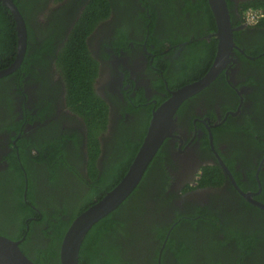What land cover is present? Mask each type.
Instances as JSON below:
<instances>
[{"label": "flooded vegetation", "instance_id": "obj_1", "mask_svg": "<svg viewBox=\"0 0 264 264\" xmlns=\"http://www.w3.org/2000/svg\"><path fill=\"white\" fill-rule=\"evenodd\" d=\"M91 1L16 0L26 48L0 78V235L26 243L31 256L52 242L43 215L68 221L80 210L105 170L140 146L152 111L204 76L216 52L211 59L215 20L197 0H107L84 37L105 114L91 145L59 62ZM249 1L226 0L227 63L179 105L171 136L135 191L109 212L116 228L101 242L116 243L113 254L128 264H264V208L256 204H264V21L244 23L239 7ZM1 55L11 56L6 66L16 55L3 39ZM191 62L204 73H187Z\"/></svg>", "mask_w": 264, "mask_h": 264}, {"label": "trees", "instance_id": "obj_2", "mask_svg": "<svg viewBox=\"0 0 264 264\" xmlns=\"http://www.w3.org/2000/svg\"><path fill=\"white\" fill-rule=\"evenodd\" d=\"M13 1L17 5L16 0ZM197 1L204 5V13L206 17H208L209 19L212 18V22H214L213 15L209 8L207 0ZM106 3L107 0L91 1V4H89L87 10L83 14H81L80 18L74 25L69 35V39L64 47L65 49L63 48L59 55V62L62 65L63 74L67 85L68 97L71 98V100L77 107L80 106L82 108L81 112L85 116L90 131L89 143L95 146L96 138L93 133V127L95 123L101 125L103 122H105V114L104 108L98 104V96H96V94L92 90L91 81L95 75V68L94 62L87 52L86 46L84 44V37L94 23V20L103 15V13H98L99 11H103L101 8L103 6L104 9ZM248 7H254L264 12V0H251L249 2L241 4L239 7L240 16L242 11ZM2 39L9 42L10 53L16 51L15 46L17 40V31L15 28V22L9 9L0 1V69L6 67L7 58L11 59L10 55H1ZM216 42L217 40L214 37L208 46L209 52L211 54V59L213 58L212 56L216 50ZM197 70L200 69L194 67L192 62L187 65V73L191 72V74L193 73L199 76L205 71L204 69L201 73L198 74ZM138 147L139 143L137 144V146L131 147L129 153L126 156L109 167V169L105 170L106 178H104L102 182H100V184L95 185L96 187L93 189V192L86 197L84 206L80 210L75 212L68 221H63V219L60 218V214H56L55 212L47 216L43 215L44 219H47L49 222V227L47 230H50V233L48 235L52 237V242L46 248L44 247V249H41L39 247L36 248V256H31L29 254L31 250L26 247V243H21L19 247L23 251V253L36 264H60V243L68 226L82 210L92 204L93 197L99 199L107 190H110L119 181V179L128 169V166L131 163ZM93 152L97 154V149H95ZM211 170V167L206 168L207 173ZM209 178V176L205 178L206 183H210ZM29 200L30 197L27 198L28 202H25L27 205L28 203H30ZM113 215L115 214L111 212L100 219L91 227L89 232L86 234L79 251V264H128L122 255L117 253L113 254V250L118 248L116 243L113 244V248H111L108 241H106L105 245L101 242V238L105 233H109L112 228H116L114 224L117 221L116 219L112 218ZM54 218L55 221H52V219ZM1 233L2 232L0 231V234ZM29 234L30 231L26 234V240L29 239ZM170 249H172V244L170 246ZM179 249L184 250V248ZM101 251L104 255H102Z\"/></svg>", "mask_w": 264, "mask_h": 264}, {"label": "water", "instance_id": "obj_3", "mask_svg": "<svg viewBox=\"0 0 264 264\" xmlns=\"http://www.w3.org/2000/svg\"><path fill=\"white\" fill-rule=\"evenodd\" d=\"M10 11L17 31L16 55L13 63L0 69V78L15 70L25 53L26 27L13 0H0ZM215 20L217 47L209 70L199 79L171 92V95L152 111L146 134L126 173L103 197L78 214L65 231L59 248L60 264H79V251L91 227L115 209L139 183L149 161L165 138L171 136L175 113L188 97L208 85L223 69L233 47V28L226 0H207ZM256 204L264 208L263 203ZM0 264H36L20 249L18 241L0 235Z\"/></svg>", "mask_w": 264, "mask_h": 264}, {"label": "clouds", "instance_id": "obj_4", "mask_svg": "<svg viewBox=\"0 0 264 264\" xmlns=\"http://www.w3.org/2000/svg\"><path fill=\"white\" fill-rule=\"evenodd\" d=\"M257 12V18L254 20L249 19V14ZM242 18L244 20V23L249 27V28H254L256 27L261 21H264V14H260L258 10L252 9V8H247L243 10L241 13Z\"/></svg>", "mask_w": 264, "mask_h": 264}, {"label": "built area", "instance_id": "obj_5", "mask_svg": "<svg viewBox=\"0 0 264 264\" xmlns=\"http://www.w3.org/2000/svg\"><path fill=\"white\" fill-rule=\"evenodd\" d=\"M253 9V8H252ZM255 10H258V9H255ZM260 14H261V12L260 11H258ZM257 18V12H253V13H250L249 14V19L250 20H254V19H256Z\"/></svg>", "mask_w": 264, "mask_h": 264}]
</instances>
